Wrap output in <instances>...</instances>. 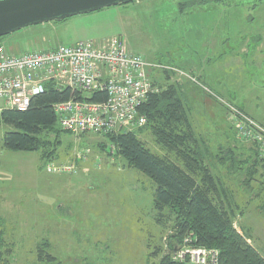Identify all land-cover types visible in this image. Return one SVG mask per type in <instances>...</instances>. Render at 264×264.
Wrapping results in <instances>:
<instances>
[{"label": "rangeland", "instance_id": "obj_1", "mask_svg": "<svg viewBox=\"0 0 264 264\" xmlns=\"http://www.w3.org/2000/svg\"><path fill=\"white\" fill-rule=\"evenodd\" d=\"M263 24L264 0H141L29 27L0 39V46L20 55L125 38L130 52L152 66L149 75L161 91L172 85L181 90L192 131L210 154L206 164L219 188L214 203L233 210L235 229L264 257V155L243 140L228 109L240 108L264 128V67L246 60L239 71L257 117L241 108L240 92H220L223 71L212 85L197 71L235 58L245 46L225 39L264 36ZM146 126L124 133L135 132L152 153L183 167ZM7 130L0 126V264H159L171 258L175 230L154 208L156 186L116 156L110 137L75 138L63 131L56 156L47 160L42 153L5 149ZM222 157L229 159L222 164ZM50 164H75V170L48 173ZM45 244L54 262L39 260Z\"/></svg>", "mask_w": 264, "mask_h": 264}, {"label": "trees", "instance_id": "obj_2", "mask_svg": "<svg viewBox=\"0 0 264 264\" xmlns=\"http://www.w3.org/2000/svg\"><path fill=\"white\" fill-rule=\"evenodd\" d=\"M72 99L81 98L69 89L59 92L50 84L46 93L35 98L27 111L0 112V126L8 129L4 138L5 149L42 153L47 160L55 157L63 131L54 105ZM106 100L105 94L92 97L93 102ZM140 112L148 119L147 125L160 145L183 167L152 153L135 132L108 137L116 156L156 186L154 208L160 217H167L173 223L175 230L174 240L170 242L171 253L184 236L193 233L197 236L196 246L219 251L220 264H264V258L250 245L249 239L235 229L233 210L226 211L214 203L219 188L210 166L206 164L210 154L200 148L203 143L200 145L192 131L185 97L179 87L172 85L166 91L151 96ZM218 159L223 164L229 158ZM2 247L0 242V249ZM47 247L45 244L40 249L39 260L54 262L55 258L44 252ZM159 264L176 263L166 256Z\"/></svg>", "mask_w": 264, "mask_h": 264}, {"label": "built area", "instance_id": "obj_3", "mask_svg": "<svg viewBox=\"0 0 264 264\" xmlns=\"http://www.w3.org/2000/svg\"><path fill=\"white\" fill-rule=\"evenodd\" d=\"M126 43L125 38L115 37L102 44L82 41L73 46L20 55L10 54L1 46L0 112L27 111L33 100L44 95L51 84L59 92L69 89L80 95L81 99L54 105L61 130L75 138L85 135L108 137L146 126L148 119L140 109L161 90L149 75L152 66L141 55L131 53ZM94 94H105L107 100L93 102ZM228 109H231L232 119L243 140L254 143L264 155V128L236 107L230 105ZM88 153L86 150L85 155ZM77 158L85 159L86 156L79 153ZM74 170L75 164L47 166L48 173L72 174ZM196 242L194 234L184 236L175 245L172 262L220 264L218 250L198 247Z\"/></svg>", "mask_w": 264, "mask_h": 264}, {"label": "water", "instance_id": "obj_4", "mask_svg": "<svg viewBox=\"0 0 264 264\" xmlns=\"http://www.w3.org/2000/svg\"><path fill=\"white\" fill-rule=\"evenodd\" d=\"M141 0H0V39L23 29L62 22Z\"/></svg>", "mask_w": 264, "mask_h": 264}, {"label": "crops", "instance_id": "obj_5", "mask_svg": "<svg viewBox=\"0 0 264 264\" xmlns=\"http://www.w3.org/2000/svg\"><path fill=\"white\" fill-rule=\"evenodd\" d=\"M263 29H264V24H263ZM225 40L227 42L230 41V43H234L237 46H245V48H246L245 50H247V51L244 52L245 50H242L243 52H241L240 54H237L235 56V58L232 56L231 58L224 60V62L222 64H220L219 67H217V66L211 67L210 65H208L207 66L208 70H202V69L197 70L198 74L200 75L199 77L204 78L209 84L212 85L213 83L216 84V80H217L216 77L218 74L217 71H223V73H224L223 83H220V87L223 86V88L219 89L220 92L222 90L224 92H226L227 94H229L230 92H234V93L240 92V94H242V99H243L240 103V104H243V106L241 108L245 109V112L247 114H249L253 117H257L255 112L253 113V111L251 110V108L249 106L250 103L248 101H246V97L244 95L246 92L244 91V89L242 87L243 84L245 83V80L239 79V76L241 74L239 71L241 70V72H243V69H242L243 64H249V63H246V60L252 61L250 63V65L251 64H252V66L255 65V67H253V68L257 69V68H263L264 67V36H263V34L258 32V34L256 36L248 37L247 33H246L245 36L235 37L234 39H225ZM211 43H212V41H211ZM255 60L257 61V63L254 62ZM238 68H241V69H238ZM210 70H212V71H210ZM259 70H261V69H259ZM229 87H231V88H229ZM238 87H241V88H238ZM249 99H251V98H249ZM256 119H258V118H256ZM248 242L261 255L259 250L253 245L252 241L248 240Z\"/></svg>", "mask_w": 264, "mask_h": 264}]
</instances>
